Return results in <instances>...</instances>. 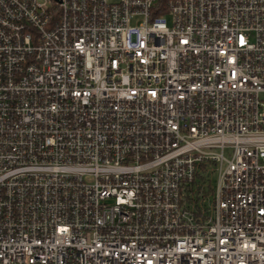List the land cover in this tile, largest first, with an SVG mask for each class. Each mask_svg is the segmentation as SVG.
I'll use <instances>...</instances> for the list:
<instances>
[{
  "label": "built area",
  "instance_id": "obj_1",
  "mask_svg": "<svg viewBox=\"0 0 264 264\" xmlns=\"http://www.w3.org/2000/svg\"><path fill=\"white\" fill-rule=\"evenodd\" d=\"M0 264H264V0H0Z\"/></svg>",
  "mask_w": 264,
  "mask_h": 264
},
{
  "label": "rangeland",
  "instance_id": "obj_2",
  "mask_svg": "<svg viewBox=\"0 0 264 264\" xmlns=\"http://www.w3.org/2000/svg\"><path fill=\"white\" fill-rule=\"evenodd\" d=\"M214 180H215V177H214Z\"/></svg>",
  "mask_w": 264,
  "mask_h": 264
}]
</instances>
